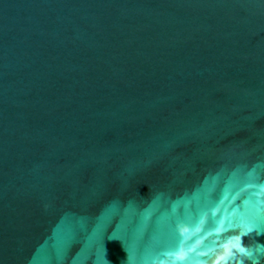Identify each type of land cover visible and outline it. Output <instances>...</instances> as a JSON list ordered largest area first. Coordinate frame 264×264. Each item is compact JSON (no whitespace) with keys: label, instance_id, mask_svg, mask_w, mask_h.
<instances>
[{"label":"water","instance_id":"obj_1","mask_svg":"<svg viewBox=\"0 0 264 264\" xmlns=\"http://www.w3.org/2000/svg\"><path fill=\"white\" fill-rule=\"evenodd\" d=\"M0 264H264V0H0Z\"/></svg>","mask_w":264,"mask_h":264},{"label":"snow or ice","instance_id":"obj_2","mask_svg":"<svg viewBox=\"0 0 264 264\" xmlns=\"http://www.w3.org/2000/svg\"><path fill=\"white\" fill-rule=\"evenodd\" d=\"M241 252H243L244 250L243 249H239ZM231 250H229V255H231Z\"/></svg>","mask_w":264,"mask_h":264}]
</instances>
